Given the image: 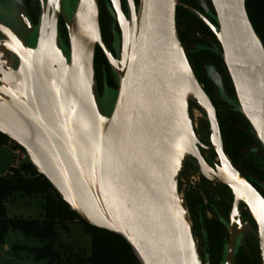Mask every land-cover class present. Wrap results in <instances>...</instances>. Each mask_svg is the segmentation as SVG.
Returning a JSON list of instances; mask_svg holds the SVG:
<instances>
[{
  "label": "water",
  "instance_id": "water-1",
  "mask_svg": "<svg viewBox=\"0 0 264 264\" xmlns=\"http://www.w3.org/2000/svg\"><path fill=\"white\" fill-rule=\"evenodd\" d=\"M69 1L73 8L66 18L62 0H39L36 24L29 20V30L36 31L33 49L0 28V135L24 152L37 177L71 213L88 227L122 239L137 264H209L197 249L178 190L184 163L192 158L203 178L226 186L233 196L229 243L220 264H234L239 242L233 220L239 204L257 228L264 264V199L226 157L216 111L177 35L178 0H123L125 13L122 0H108L119 32L115 57L101 39L97 0ZM209 3L213 22L186 8L219 45L215 53L234 101L225 97L215 71L207 70V76L264 152V47L245 0ZM59 20L67 45L59 36ZM96 48L116 86L107 118L100 116L95 100L100 96L94 78ZM189 99L209 126L208 149L218 162L215 178L200 153L207 148L189 120Z\"/></svg>",
  "mask_w": 264,
  "mask_h": 264
},
{
  "label": "rangeland",
  "instance_id": "rangeland-1",
  "mask_svg": "<svg viewBox=\"0 0 264 264\" xmlns=\"http://www.w3.org/2000/svg\"><path fill=\"white\" fill-rule=\"evenodd\" d=\"M100 1V26L101 32L103 31L107 35V45L116 46V40L118 39V33L116 30H111L113 26V20L108 13V9L103 4L104 0ZM198 0H189L185 5L189 6L195 11L197 9ZM205 5L208 4V0H202ZM180 3V0L178 1ZM73 8L72 1L62 0V11L66 18H69L71 15V10ZM34 19L37 20L39 13L36 12L33 14ZM214 13L213 11L209 16H205L209 21L213 22ZM185 19V20H184ZM184 19L177 20V29L179 32L188 35L189 40L193 41V45H202V44H213L216 43L218 51H220L219 45L216 40L212 37H208L203 34L200 30L198 23L191 16H186ZM32 23V22H31ZM29 19L23 15L22 10L16 6L14 3L0 2V28L9 31L14 37H16L25 47L34 48L35 43V30H29V25H31ZM33 24V23H32ZM61 38L64 43L67 45L66 33L63 27H60ZM198 34H200L198 36ZM200 71L197 72L200 75V79L207 78V70H213L212 61L207 58V55H199ZM221 64V63H220ZM96 82L98 83L99 97H96V104L98 112L101 117H109L112 107L115 104L116 96L115 92L112 90H104L108 85L102 86V81L106 80L105 75L108 76L111 84L114 86V80L110 74L109 68L104 60V57L101 54H97L96 61ZM103 70L105 74H103ZM214 71V70H213ZM218 73L223 77L224 80V91L226 94L225 97L229 101H234V92L229 80V77L226 73L224 67L221 71L218 70ZM212 80L215 82L216 79L211 75ZM106 82V81H105ZM104 90V91H103ZM209 95L217 109L219 107H225L226 109H221V111H226L228 114H224L223 117V131L224 135L222 138L223 145L225 146L226 152L228 153L230 162L239 169L242 174L249 179L253 180L259 186L264 187V152L262 151L259 144L255 141L251 135L250 128L246 121L238 115L232 106L227 104L220 96L216 88H213L212 93ZM196 109L192 103L191 99L188 101V115L189 120L192 125V129L195 133L198 141L205 147H209V127L208 123L200 112L196 113ZM195 125V126H194ZM199 136L200 139L197 137ZM241 141L240 146H236L237 142ZM246 141V142H245ZM244 143V144H243ZM10 146L13 149H17L14 144L10 143ZM236 146V147H235ZM4 147V146H3ZM19 149V148H18ZM20 150V149H19ZM21 156L23 159L19 168L28 162V159L24 152L20 150ZM209 159L215 158L213 152H209ZM12 155L9 150L5 148L0 149V178H2L7 170L11 167ZM189 163L191 160L186 159ZM183 166L182 173L178 181V190L181 192H186L189 189L188 177L192 176L194 173L188 163ZM194 176V175H193ZM5 178V177H4ZM198 188V187H197ZM201 189V188H199ZM191 193V189H189ZM182 195V193H180ZM46 203V195H33L25 196L23 193L17 192L14 193L10 198L5 201L6 215L9 218H22V219H41L44 215ZM190 215V209H188ZM198 229L194 230L192 228L193 237L195 238L196 246L203 256L201 251L202 245L200 243V236ZM59 244L69 247L74 252H83L84 254L89 253L91 246V235L87 233L85 226L75 221V224L69 226L67 232L61 231L58 234ZM43 243L33 237L24 236L18 232H12L10 229H7L3 244L0 246V264H46L44 260H35L33 255L29 252L30 249L40 248ZM16 247H23L25 250L15 251ZM21 249V248H20ZM248 250L242 249L239 251L238 257L235 264H258L257 258L254 261L248 260Z\"/></svg>",
  "mask_w": 264,
  "mask_h": 264
},
{
  "label": "trees",
  "instance_id": "trees-1",
  "mask_svg": "<svg viewBox=\"0 0 264 264\" xmlns=\"http://www.w3.org/2000/svg\"><path fill=\"white\" fill-rule=\"evenodd\" d=\"M135 1L137 2V0ZM188 1L189 0H180L179 6L176 8V31L186 59L190 65V68L192 69L195 78L204 93L210 99L216 111L220 135L222 139L225 132V130L223 131V117L224 114H228V112L219 110V108L224 110L226 109L225 107H219L217 109L211 99V96L209 95V92L211 94L213 88H215L214 85L212 84L208 76L205 79H200L201 77L197 70L200 71L199 55H207V58L212 61V65L214 66L213 70L219 76L223 92L224 94H226L224 91L223 77L218 73V70L220 69L221 71L222 67H224V64L219 56L215 53V51L218 50L216 43H213L214 46L210 44H202L199 46L193 45V41L189 40L188 35H184V33L179 32V30L177 29L178 24L176 17H178V19H184L186 18V16H191L198 23V26L203 34L207 35L210 38L213 37L209 29L186 8L189 7L185 5V3H188ZM97 2L99 9L100 26V1L97 0ZM103 4H105V7L107 8V6H109L108 0H104ZM122 10L124 13L126 12L125 3L123 0ZM245 10L254 32L256 33L264 47V0H245ZM100 33L102 42L107 48L108 37L104 31L102 34L101 26ZM96 49L97 50L94 57V78L97 91L99 93L98 83L96 82L95 77V61L97 54H101L103 56V53L99 48ZM104 78L106 80L102 81V86L107 83L106 85H108V89L116 90V86H113L111 84L108 76L105 75ZM191 103L196 109L200 111V109L196 106L195 102L192 99ZM251 135L254 138L252 131ZM8 142V139L0 135V146L3 144H8ZM241 144L242 142L238 141L236 146H240ZM223 149L227 159L229 160V156L224 145ZM17 192L23 193L25 196L46 195L44 215L41 219H22L7 217L5 201ZM76 220L82 223L73 213L69 211L67 205L58 198L50 185L43 178L37 177L36 172L31 167L29 162L25 163L19 168L18 171L14 172L12 177L0 178V246L3 244L7 229H10L12 232H18L24 236L33 237L34 239L41 241L43 245L40 248L30 249L29 252L33 255V258L35 260H44L46 264H137L133 253L126 245V243L122 241V239L115 235L92 229L84 223L82 224L85 226L87 233L91 235V246L87 255L83 252H74L69 247L59 244L58 234L61 231L66 233L69 226L75 224ZM193 222L194 230L198 229L195 221ZM213 234L214 236L212 237L213 239L211 253H207L206 256L201 255V258L203 262L206 258L209 264H220L222 259V235L218 228L213 231ZM18 250H25V248L16 247L15 251Z\"/></svg>",
  "mask_w": 264,
  "mask_h": 264
},
{
  "label": "flooded vegetation",
  "instance_id": "flooded-vegetation-1",
  "mask_svg": "<svg viewBox=\"0 0 264 264\" xmlns=\"http://www.w3.org/2000/svg\"><path fill=\"white\" fill-rule=\"evenodd\" d=\"M0 2L15 3L16 5L20 4L24 12L26 13V16L30 20V22L36 24L37 20L34 19L35 16L33 14L36 12V10L39 13V0H0ZM208 4H209L208 6L205 5L202 0L197 1V9L199 10L198 13H200L204 17L209 16V14L213 11L209 3V0H208ZM60 27L64 28L61 20L58 21V31L62 43L66 45L61 38ZM111 30L118 31L116 23L113 22V26L111 27ZM199 35L200 34H198V36ZM211 45L214 46L213 44ZM107 48L110 51V53L113 55V57H115L116 55H115L114 47L108 45ZM96 50H95V54H96ZM103 74H105L104 70H103ZM199 112L201 113V111ZM197 137L200 139L199 136ZM206 148L207 150H200V153L204 162L207 164L210 170L209 172L210 178H215L218 162L215 154H214L215 158L209 159L208 154H210L209 152H213V151L211 149H208L209 147ZM189 159L191 161L189 163L186 161V164L188 163V165L190 166V168L194 173L193 174L194 176L193 175L189 176L187 182L189 185V189H191L194 192L191 193L189 189L186 192H181V191L179 192L182 193L181 196L185 198L186 210L188 214V219L190 221L191 230L194 227L193 221H195L199 231L198 233L200 236V243L202 245L201 251L203 255L206 256L207 253L209 254L211 253V246L213 239L212 237L214 236L213 231L216 228H218L222 235L221 254L223 256L224 248H226L229 243L228 229L230 226L231 216H232V207H233L232 193L226 186L211 182L203 178L200 175V172L197 168L196 161L192 158ZM236 170L264 199V187L257 185L256 183H254L253 180L244 176L239 169L236 168ZM188 209H190V215ZM233 222H234L233 230L234 231L238 230L237 238L239 242L233 263L234 264L236 263V259L238 257L239 251L242 249H247L249 253L248 260L254 261L257 258V263L262 264L258 249V242H257V228L245 205L243 204L238 205L237 217L234 216ZM193 239L195 238L193 237Z\"/></svg>",
  "mask_w": 264,
  "mask_h": 264
},
{
  "label": "built area",
  "instance_id": "built-area-1",
  "mask_svg": "<svg viewBox=\"0 0 264 264\" xmlns=\"http://www.w3.org/2000/svg\"><path fill=\"white\" fill-rule=\"evenodd\" d=\"M196 113L199 114V111L197 110ZM8 145H10V142H8ZM20 150L18 149V147H17V149H13V158L14 159H13V163H12V165L10 167V171L8 170L7 173L2 178H4V177H12L14 172L19 170V165L23 161V159L20 158V156H21Z\"/></svg>",
  "mask_w": 264,
  "mask_h": 264
},
{
  "label": "crops",
  "instance_id": "crops-1",
  "mask_svg": "<svg viewBox=\"0 0 264 264\" xmlns=\"http://www.w3.org/2000/svg\"><path fill=\"white\" fill-rule=\"evenodd\" d=\"M3 146H4V147H3ZM5 147L9 150V152H10L11 155H12V160H11V165H12V163H13V159H14V158H13V148H12L10 145H8V144H3V145L0 146V149H1V148H5ZM9 169H10V168H9ZM9 169H8V170H9ZM8 170H7V171H8ZM6 173H7V172H6Z\"/></svg>",
  "mask_w": 264,
  "mask_h": 264
}]
</instances>
